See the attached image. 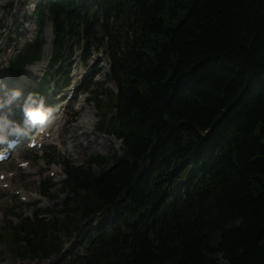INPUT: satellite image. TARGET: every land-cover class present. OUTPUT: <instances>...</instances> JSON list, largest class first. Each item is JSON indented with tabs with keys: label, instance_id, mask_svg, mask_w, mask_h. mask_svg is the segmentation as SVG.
<instances>
[{
	"label": "trees",
	"instance_id": "trees-1",
	"mask_svg": "<svg viewBox=\"0 0 264 264\" xmlns=\"http://www.w3.org/2000/svg\"><path fill=\"white\" fill-rule=\"evenodd\" d=\"M96 6L107 24L128 12L136 19L132 36L111 55L126 156L99 176L72 167L88 193L72 188L65 218L38 220L24 227L25 236L16 232L18 242L27 241L21 249L56 254L57 232L105 210L114 224L85 261L71 264H264V0H57L56 59L68 34L83 33L91 44ZM42 44L38 39L20 61L39 58ZM193 126L228 138L220 188L197 190L186 203L157 202L130 231L122 199L130 177L159 161L168 168L172 134Z\"/></svg>",
	"mask_w": 264,
	"mask_h": 264
},
{
	"label": "rangeland",
	"instance_id": "rangeland-1",
	"mask_svg": "<svg viewBox=\"0 0 264 264\" xmlns=\"http://www.w3.org/2000/svg\"><path fill=\"white\" fill-rule=\"evenodd\" d=\"M11 1H13V0H11ZM36 1L37 0L17 1V5H16V8L14 10L15 19H13L12 21L10 20V15L8 16L7 14L1 13L2 18H0V30H2V31H0V63H2L3 65L7 64V58L14 52L15 44H17V47H21L24 45V42L27 39L34 37V35L36 34L37 29H38V24L34 20V19H36V15L33 13ZM4 4H2L0 6V12H1V7ZM7 12H8V10H7ZM14 29H16L15 32H14ZM17 31L19 33H17ZM46 34L48 35L47 28H46ZM81 72H82V70H80V72L78 70L77 74L79 75ZM98 79H100L101 81L103 80L102 77H98ZM28 83H30V82L28 81ZM108 86H110L111 88L114 89L113 84H108ZM78 104L79 103H77L76 105H78ZM70 111L72 112V110H70ZM96 120H97V118H96ZM66 127H70V124H66ZM98 139H100V140L104 139L103 143L98 144L99 147H103V146L108 145V144H109L110 149L113 146L115 147V145H112V143L110 144L111 139L106 138L101 133H98ZM107 141H108V144H107ZM83 152L84 151L80 152V155L78 156L80 158H75L73 156V154H66L64 152L58 151L57 157L61 158L63 155L64 156H71V158H73L76 163H83V162H85L87 156L92 155V154H100V153H93L91 151H86L84 153ZM31 156H33L35 163L38 162V160L41 158L39 153H36V152H34V155H31ZM44 160L45 161L48 160L46 157V154L44 155ZM48 168H56L57 177L60 178L59 182H62L64 175L61 172L60 165L58 163L53 164L51 166L47 165V167L44 168V170H42L43 176L48 175V173H49V171H47ZM16 181L26 185L28 194L32 196V198H31L32 202L37 199V195L35 192L39 189V181L38 180L37 181L30 180V175H27L25 173V171H23V170H19V175L17 176ZM56 184H58V183H56ZM8 195H9V198L14 196L12 193H9V192H8ZM4 197H5L4 195L0 196L1 206L4 208L8 204H10V208H11L13 206V204L11 203L10 199H8L7 201H3ZM43 200H46V206L52 205L51 201H49L47 199H43ZM29 213H30V211L26 212V214H29ZM9 216L5 215V221L4 222H6V219H9L12 221H17V218L11 219V218H9ZM18 263H19L18 259L15 258L5 248V246L0 241V264H18ZM32 264H49V263L46 261V262H33Z\"/></svg>",
	"mask_w": 264,
	"mask_h": 264
},
{
	"label": "clouds",
	"instance_id": "clouds-1",
	"mask_svg": "<svg viewBox=\"0 0 264 264\" xmlns=\"http://www.w3.org/2000/svg\"><path fill=\"white\" fill-rule=\"evenodd\" d=\"M0 89L6 90L0 95V145L14 147L21 138L28 137L34 130H45L54 124L56 120L54 109L42 96L35 92L25 95L24 90L19 87L7 90L6 84L0 85ZM21 97L23 120L14 121L10 110ZM5 109L9 112H5Z\"/></svg>",
	"mask_w": 264,
	"mask_h": 264
},
{
	"label": "bare ground",
	"instance_id": "bare-ground-1",
	"mask_svg": "<svg viewBox=\"0 0 264 264\" xmlns=\"http://www.w3.org/2000/svg\"><path fill=\"white\" fill-rule=\"evenodd\" d=\"M1 1H4V0H0V2ZM40 70H41V68H40V66H33V67H31L29 70H28V73H29V75H36V74H38V73H40ZM1 92L2 91H0V94H1ZM94 117V114H93V112H89L85 117H83L81 120H80V123L78 124L79 126H81V128H83V126L85 127V132H84V135H87V133L89 132V130L90 129H92L91 128V126L89 125V122H90V120L92 119ZM77 137V135H76V133L75 132H70L69 133V136H68V138H76ZM68 141H70V140H67V142ZM87 145H84V144H82L81 145V147L84 149L85 147H87V148H89V149H92V146H91V144H90V142H87L86 143ZM71 145V144H70ZM69 149V148H68ZM11 187L12 188H14V182H13V180L11 179ZM24 191H22L23 192V195H26V193H27V189L25 188V187H22V186H20ZM26 192V193H25ZM30 198H31V196H30Z\"/></svg>",
	"mask_w": 264,
	"mask_h": 264
}]
</instances>
